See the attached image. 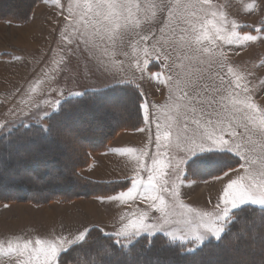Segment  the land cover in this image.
I'll return each mask as SVG.
<instances>
[{"label":"snow or ice","instance_id":"obj_1","mask_svg":"<svg viewBox=\"0 0 264 264\" xmlns=\"http://www.w3.org/2000/svg\"><path fill=\"white\" fill-rule=\"evenodd\" d=\"M212 7V0H186L183 4L180 0H150L147 7L143 0H83L75 6L71 2L60 4L61 14L65 16L63 23L74 31L71 36L67 35V29L61 34L59 47L64 59L57 63L56 74L71 64L77 51H82L81 43L85 47H95L94 39L103 41L109 32L115 33L120 40L135 32L144 42L149 38L155 39L151 27L145 31V25L164 18L170 22L169 41L164 43L155 39V44H146L141 49L142 56L135 57L133 74L139 73L137 79L141 81L155 78L159 82L161 72L167 71L163 83L179 93L173 96L170 91V98L180 109L176 116L177 132L174 136L172 124L162 126L156 121L155 155L141 153V157L150 160L151 165L138 157L139 170L130 179V186H121L116 194L96 197L101 202L120 204L134 203L137 198H142L155 215L148 211H132L121 216L110 231L84 220L75 230L68 229L47 238L27 239L15 245L9 241L6 248L0 246V252H15L27 257L17 264H256L250 259L249 252L231 239L234 232L239 233L242 225L250 235L248 225L254 226L257 218L264 225V107L252 98L255 86H249L252 82L248 75L251 74H236L229 68L228 74L234 75L235 79L225 82L219 73L216 77L205 79L201 75L193 79L184 72L182 63V59L191 57L173 56L193 42L200 43L201 36L197 34L194 20L198 10ZM174 8L182 9L180 16H176ZM149 11L151 19L141 24V13ZM173 19L187 25L179 29L178 41L172 39L178 34L177 29L171 27ZM78 23L79 28L76 27ZM236 28L233 22L231 31L220 39L240 45L264 39V22L261 28L255 29L256 35H240ZM158 31L163 33L162 28ZM108 39H113V36H108ZM124 54L127 56L126 51ZM177 60L181 63L177 64ZM161 61L164 62L162 69ZM217 78L219 84L216 83ZM130 83L134 81L124 78L113 81V85ZM260 86L264 88V81ZM92 93L88 95L87 90L69 92L68 95L81 99L67 106L57 100L53 113L45 111L40 117L48 122L47 127L41 125L31 135V130H28L12 140L11 137L19 130L13 131L0 124V131L7 129L9 133V145H15V151L9 153V158L19 162L52 154L63 147L61 137L78 138L80 133L90 128L122 118L133 107L138 116L142 113V119L151 132L153 114L147 102L142 107L139 103V84L134 93L127 88L116 89L107 84L94 88ZM34 107L39 108L40 105L36 103ZM253 136L260 138L258 152L252 144ZM152 142L150 135L149 143ZM121 151L135 153L136 149ZM141 172L147 173L146 180ZM204 177L221 182L213 207L211 210L188 207L180 199L181 188L186 183L191 186L200 181L207 182ZM0 178L13 183L27 180L52 186L92 183L67 164L50 170L43 177L19 175L4 167L2 158ZM261 233L264 264V229ZM154 250L157 253L155 260L150 255ZM160 254H164L163 260Z\"/></svg>","mask_w":264,"mask_h":264},{"label":"rangeland","instance_id":"obj_2","mask_svg":"<svg viewBox=\"0 0 264 264\" xmlns=\"http://www.w3.org/2000/svg\"><path fill=\"white\" fill-rule=\"evenodd\" d=\"M22 1L19 3V0H0V14L7 10L11 11L13 7L18 10L23 9L25 0ZM43 2L31 8L30 18L24 23L0 21V50H3V58L10 59L13 54L16 55L14 59L6 60L8 66L0 67V75L4 77L0 78V124L12 128L39 122L45 111L50 114L53 113L57 100L62 102L67 98L76 97L68 95L69 92L67 91L84 92L87 90V92H92L94 88L105 84L109 87L113 86L111 83L119 78L134 81L130 85L135 87L137 84L141 88L144 87L148 79L141 81L137 79L139 73L133 74L135 57L137 55L142 56L141 49L146 44L149 45L150 40L151 44H155V39H159L164 43L169 41L171 28L170 22L166 18L162 21L159 19L153 21L151 25H145V31L147 27H151L152 33H155V39L150 38V40L142 42L135 32H131L123 40H120L115 33L109 32L105 35L103 41L98 38L94 39V43L97 45L95 47L92 45L85 47L81 43L80 48L82 51H77L71 64L62 73L56 74L57 63L64 59L59 47L61 34L67 29V35L71 36L74 31L68 24L63 23L65 16L61 14L60 4L71 2L75 6L77 3H83V0H45ZM143 2L147 7L150 0H143ZM185 2L186 0H180L182 4ZM212 4L211 9L198 10L194 20L197 34L201 36L200 43L193 42L190 47L173 53V56L180 55L183 58L187 55L191 57V59H182V63L184 72L193 79L201 75L205 79L209 76L216 77L217 73L224 76L225 82L229 79H235L234 75L228 74L229 68H232L233 73L236 74H251L248 75V80L252 82L249 86H255L252 98L255 103L264 107V88L260 86V82L264 81V39L246 42L243 45L228 44L225 40L220 39V36L231 31L233 22L237 25L236 30L240 35H256L255 29L261 28L262 22H264V0H212ZM74 10L79 11L75 8ZM173 11L176 16H180L182 13V9L178 8H174ZM148 19H151V12L149 11L147 14L142 12L140 23L144 24L145 20ZM186 26L183 21L173 19L171 27L176 28L178 34L172 39L178 41L179 29ZM76 27H80L79 23ZM158 28H162L163 33L158 31ZM218 29H223V31L218 32ZM20 34L21 39H19ZM148 35L151 36V34ZM108 36H113V39H108ZM25 38L27 39L25 48L13 45L16 44V41L22 43ZM92 39L93 37L90 35V40ZM119 51L121 55H118ZM125 51L127 56L124 54ZM17 57L20 59H17ZM16 62H22L24 65L15 67L12 64ZM176 62L179 64L181 60ZM160 67L162 69L163 66L160 65ZM15 71H18V75L12 76ZM99 75H103L104 79ZM167 75V71H164L165 79ZM246 82L242 81V83ZM216 83H220L218 78ZM167 87L170 89L168 85ZM170 90L176 92V96L179 95L174 87ZM36 103L40 105L39 108L34 107ZM173 103L174 99H172V105ZM169 109L171 110L170 116L164 115L161 119V125L172 124L175 136L177 132L176 116L180 109L177 108L176 104L170 106ZM165 117L166 120L164 121ZM102 129V126H98L91 131L99 133V130ZM240 131H243V129H240ZM121 132L123 131L118 132L109 139L107 147L122 138V136L117 137ZM259 142V137H252V144L256 146L257 152L259 151ZM148 153L149 156L155 155V146L151 145ZM95 154L99 153H93L92 155ZM47 156L53 155L49 154ZM67 158L69 159L70 155ZM142 161L148 163L149 166L151 165L150 160L142 158ZM51 165L52 163L50 166L48 165L49 171L52 170ZM114 166L115 169H111L110 178L106 180L115 181L132 178L139 170L137 159L131 160V163L123 164V167ZM44 169L45 166L40 167L36 175L43 177ZM23 174L26 173L19 172V175ZM140 174L146 180L147 173L141 172ZM203 180L207 182L200 181L191 186L186 183L181 188L180 199L188 207L198 210H211L221 182L215 181L211 177H204ZM38 185L47 186L43 183ZM74 188L75 185L72 184L68 187V191ZM79 199L90 198H76L63 203L53 201L38 206H32L28 202H10L11 204L0 205V246L6 248L9 241L14 245L17 243L22 244L27 239L47 238L62 231L66 232L68 229L74 230L71 222L73 217H65L69 210H62L68 208L63 205ZM50 203L53 204L48 207L47 205ZM91 205L96 211L94 210V213L91 214V220L88 222L96 224L97 221L94 220L95 213L107 216L115 208L122 205L124 208H128L122 213L148 211L151 215H155L154 210L149 209L142 198H137L134 203L129 202L128 204L97 200L92 202ZM118 222L119 220L107 223L105 229L113 230L114 225ZM23 259H27V257H21L15 252L10 254L0 252V264H17L18 261Z\"/></svg>","mask_w":264,"mask_h":264},{"label":"trees","instance_id":"obj_3","mask_svg":"<svg viewBox=\"0 0 264 264\" xmlns=\"http://www.w3.org/2000/svg\"><path fill=\"white\" fill-rule=\"evenodd\" d=\"M22 0H19V3ZM25 0V5L23 9L18 10L13 7L11 11L7 10L0 14V21H10L14 23H24L30 18V10L35 5L45 1V0ZM23 2V1H22ZM18 4V3H17ZM3 57V55L1 56ZM113 88H127L130 93H134L136 87L133 85H113ZM88 95H92V92H87ZM81 99V97L67 98L62 101V104L66 106L72 102ZM139 103L142 106L143 99L140 93ZM47 121L40 120L39 122L32 123L28 126L19 125L12 128L13 131L19 130L15 133V136L11 137L15 140L16 137L22 135L24 132L31 130L30 135L35 133L41 125L47 127ZM113 123V124H112ZM143 124L142 113L140 116L136 113L133 107L130 112L124 113L123 117L112 121L110 124L106 123L101 125L102 130L99 133H93L90 128L87 131L80 133L78 138L71 137H61L60 141L63 145L62 148H57L53 156H44L38 159H24L22 161H17L15 158H9V153L15 151V145H9V133L7 129L0 131V138H2L3 143L0 144V158L4 160V167L11 171H16L18 174L20 171L25 172L23 175H36L40 167H44V175L48 173V165L52 163L51 169H60L64 165H68L79 172L80 169L87 167L91 161V155L93 153H102L107 150V143L115 134L120 131H135L139 129ZM34 138V137H33ZM68 152V153H67ZM70 155V158L67 157ZM11 161H9V160ZM68 162V163H67ZM47 167V170H46ZM41 177V176H38ZM8 181V182H7ZM91 181V180H89ZM130 181L121 182H93L92 183H81L75 185V188L68 191V187L72 184L63 183L57 186L38 185L28 182L27 180H21L19 182H10L7 179L0 178V204L10 203V202H28L32 205H42L53 201L68 202L76 198H96L98 195L105 194H116L121 190V186L128 185ZM17 190V192H15ZM251 229V234L249 235L248 229L243 225L240 227L239 233L234 232L232 234V241L241 247L242 250L248 251L250 254V259L255 260L256 264H262V246L261 240V230L264 229V225L261 224L257 218L256 224L253 226L248 225ZM151 241L152 238L149 237ZM148 245H146L147 247ZM152 259H156V251L154 250L151 254ZM147 258V257H144ZM160 259H164V254H160Z\"/></svg>","mask_w":264,"mask_h":264},{"label":"crops","instance_id":"obj_4","mask_svg":"<svg viewBox=\"0 0 264 264\" xmlns=\"http://www.w3.org/2000/svg\"><path fill=\"white\" fill-rule=\"evenodd\" d=\"M44 3V2H43ZM26 34V33H25ZM21 34L20 38L21 39ZM24 37V36H23ZM150 40V38H149ZM26 40H22V43H18L16 41V44L13 45L25 48ZM151 44V40L149 41V45ZM3 51V50H2ZM0 50V67H6V60H11L16 57L15 54H13L12 58H3L1 57L3 52ZM116 52L114 51V54ZM11 55V54H10ZM118 55L120 54V51L118 52ZM163 61L160 62V65L163 66ZM15 67L24 65L22 62H16L14 64ZM163 73V75H162ZM18 75V71H15L12 76ZM103 78V75H99ZM97 77V76H96ZM0 78H4L2 75H0ZM99 79V78H98ZM104 79V78H103ZM165 80L164 71L161 72V78L158 82L155 78L149 80L146 82L144 87H140L141 94L143 97V103L147 102L150 106L149 111L153 114V123L151 125V132L149 131V125H147L144 121L142 126L135 130V131H123L117 135V137L122 136V138H119L115 144H110L107 147V150L103 153L95 154L91 156V163L88 167L83 168L79 171L80 175L87 177L88 180H91L93 182H103V183H109V182H121V181H130L131 178H126L123 180H115L110 181L106 180L110 178L111 169L114 168V165H117V167H123V164L131 163V160L137 159L138 157H141L142 152H148L149 147L155 146L154 144V133H155V122L158 121L161 124V119H163L164 115L170 116V106H173L175 102L172 105V98H170V89H168L167 85L163 83ZM100 81V79H99ZM105 84V83H104ZM113 84V83H111ZM111 87V86H110ZM70 92V91H67ZM173 96H176V92H173ZM73 98V97H72ZM142 103V106H143ZM141 106V107H142ZM159 107V108H158ZM166 120V117L164 121ZM143 129V130H142ZM152 136V143H149V137ZM126 148H134L136 149L135 153H122V149ZM142 160V157H141ZM130 186V182H129ZM97 201L96 198H90V199H79L74 200L68 204H65L63 206L68 207L67 209H64L62 211L69 210V213L65 215L73 217L71 222L74 226V230L78 227L80 222L84 220H91L90 216L92 213H94V210L96 209L92 208V202ZM14 203V202H12ZM5 204H11V203H5ZM53 204L50 203L47 205L48 207ZM3 205V204H0ZM32 205V204H31ZM57 205V204H56ZM34 206V205H32ZM37 207V206H35ZM128 210V208H124V206H118L114 209V211L107 216H103L100 214H94L95 218L94 220L97 221V224H99L102 227L106 228L107 223H112L113 221L120 220L121 216H124L131 212L122 213L123 211Z\"/></svg>","mask_w":264,"mask_h":264},{"label":"bare ground","instance_id":"obj_5","mask_svg":"<svg viewBox=\"0 0 264 264\" xmlns=\"http://www.w3.org/2000/svg\"><path fill=\"white\" fill-rule=\"evenodd\" d=\"M23 39V38H22ZM24 40H27L26 38ZM29 40V39H28Z\"/></svg>","mask_w":264,"mask_h":264}]
</instances>
